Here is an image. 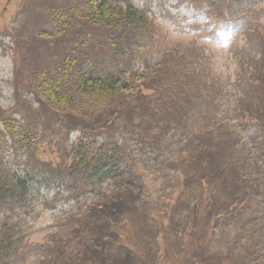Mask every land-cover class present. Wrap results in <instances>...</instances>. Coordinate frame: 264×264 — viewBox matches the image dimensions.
Segmentation results:
<instances>
[{"label":"trees","instance_id":"trees-1","mask_svg":"<svg viewBox=\"0 0 264 264\" xmlns=\"http://www.w3.org/2000/svg\"><path fill=\"white\" fill-rule=\"evenodd\" d=\"M128 2L87 0L82 22L87 28L93 27V32H88L87 36L79 35L75 43L64 50L65 55L61 54L63 50L58 46L66 43L64 38H74L75 24L69 25L64 18L71 9L74 11V7L62 14L53 13L48 27L39 32L34 46L31 47V42L35 38L28 42L33 66L39 69L30 71L34 75L31 77L29 73L30 78L21 88V93H14V104L9 115L0 120V133L11 134L8 141L0 142V149L11 143L16 155L18 150L25 153V159L14 165L10 183L13 191L27 195L25 199L30 202L28 207L31 206L37 214L40 208L46 211L63 204H70L73 208L57 220L58 230L52 235L54 239L44 245V262L41 264H134L132 256L127 253L129 247L126 242L115 240L110 227L116 220L112 217L115 216L113 209H125L124 196L144 189L139 185L143 173L135 166L137 163L143 164L145 173L158 168L167 171L166 168L185 167L186 172L188 167L197 168L200 171V184L203 189L206 187L203 192L211 205L215 201L207 195L211 190L203 183L205 179L209 183L211 178H216L226 184L231 178L232 184L237 185V173L229 156L231 146L216 149L211 141L219 134V125H223L227 118L218 117L221 106L214 102L221 89L215 95L204 93L205 86L199 84L200 75L191 78L194 73H186L179 69L180 66L175 69L165 59L153 65L148 55L149 44L144 42L148 39L144 36L145 31L152 21L144 11L135 9ZM53 6L60 11L59 4ZM96 42L98 46L91 54V44ZM55 49L60 52L57 60L38 64L33 52L45 51L50 54ZM259 52L261 57L258 60L250 57L244 63L249 70L246 80L252 92L245 91L244 100L241 102L238 99L234 109L240 117V126L253 127L256 135L251 136L260 141L259 145H254V155L264 154V46ZM190 66L200 73L205 70L201 62ZM110 99L124 104L102 112L100 117L106 115V120L109 116L112 118L104 122L107 126L103 127V123L97 126L94 133L66 121L71 114L90 112L93 107L100 115L104 110L102 105ZM94 102H98L99 106H90ZM127 102L131 106L125 110ZM55 118L60 121V132L67 128L79 135L68 152L73 159L70 157L63 167L58 166L56 173L52 170L44 173L34 160L35 153L47 150L34 124L40 121L43 127L44 121L52 122ZM116 122H120L116 125L117 133L110 134L109 126ZM109 135L104 146L99 144L97 138L104 139ZM187 136L189 138L185 139ZM225 143V140H218L217 145ZM95 145H101V148L94 154L89 149ZM105 150L107 155L100 156ZM62 154L65 160L66 156ZM3 161L4 156L0 152V166ZM224 169L229 172L225 173ZM107 181L110 183L108 186ZM109 188L111 192L107 193ZM11 189L0 182V204L6 205L7 213L13 215L21 208L20 201L17 202L19 205H10L8 200L3 199L7 193L11 195ZM242 206L241 203L231 204L223 210L226 213L212 211L210 215L213 214L216 220H234L235 215L242 214L244 207L246 210L250 208ZM102 210L103 213H100ZM6 219L10 220L8 217ZM7 224L1 226L3 231L0 228V253L12 247L15 234L19 232ZM148 236L152 235L135 242L143 255L149 248L152 249V257L159 260L169 256L177 259V255L184 254L182 248L173 251L168 247L161 253L155 252L161 246L155 236ZM196 247L187 251L189 256L198 255L199 258V254H204L205 246ZM190 261L197 263L195 257Z\"/></svg>","mask_w":264,"mask_h":264},{"label":"rangeland","instance_id":"rangeland-1","mask_svg":"<svg viewBox=\"0 0 264 264\" xmlns=\"http://www.w3.org/2000/svg\"><path fill=\"white\" fill-rule=\"evenodd\" d=\"M86 1L0 0V120L9 115L14 104V93H21V88L26 86L30 78V71L36 72L39 69L33 66L32 50L28 42L35 38L31 42V47L34 46L37 38L39 39V32L48 27L53 13L61 12L62 14L74 7V11L71 9L64 17L65 21H69V25L72 23L75 25L74 35L72 33L74 38H64L66 43L58 46L61 51L63 50L61 53L63 55L66 54L64 50H68L79 35L87 36L88 32H93V27L87 28L82 22ZM188 1L191 5L177 0H135V3L145 2L143 6H147L154 18V22L152 21L145 31L144 36L148 39L144 42L149 44L148 55L153 65L165 59L166 63L175 69L180 66L179 69H183L184 72L194 73L191 78H197L200 75L199 84L205 86L204 93L215 95L221 89L214 102L221 106L218 117L227 118L217 130L222 132V136L219 132L211 141L216 149L226 145L231 146L229 156L232 157L231 164L237 173V179H235L237 185L232 184L231 178L226 184L216 178H211L209 183L205 179L203 183L211 190L209 194L207 192V195L215 201L211 205L209 198L203 192L206 187L203 189L200 184L198 176L200 171H197V168L188 167L186 172L185 167H171L172 169L165 167L167 171L158 168L153 172L151 170L145 173L143 164L137 163L135 166L143 173L139 185L144 186V189L124 196L125 209L124 207L113 209L115 216L112 217L116 220L110 227L111 236L119 242H126V246L129 247L127 253L132 256L131 260L134 264H193L190 261L193 257L197 261L196 264H264V154H253L254 145H259L260 141L257 137L252 138V133L256 135L253 127L240 126L241 123L238 121L240 117L234 110L237 100L241 99V102L244 100V92H252L246 80L249 77V70L244 63L246 58L250 57L247 55H252L251 58L254 60L261 57L259 51L264 46V10L250 5L251 10L234 14L224 11L222 4L218 6V0ZM55 4H59L60 11L55 9L53 6ZM217 14L232 22L215 26L213 17ZM256 24L259 25L256 27ZM214 31H216L215 34H213ZM244 33H247V37L251 36L247 38L248 43L243 40ZM91 45L93 48L90 53L93 54L98 43ZM233 47H235L234 50ZM33 53L37 56L38 64L57 60L58 53L60 54L56 49L51 50L50 54L45 51ZM233 59L235 61L231 63ZM200 62L205 69L201 70V73L190 66L192 63ZM239 89L241 94L238 92ZM117 101V99H110L101 102L100 105L105 103L102 105L104 110L100 115H97L96 108L93 107L90 112L71 114L66 117V121L74 126L85 127L94 133L97 126L101 123L103 127L107 126L104 122L112 118L109 116L106 120V115L100 117L102 112L116 106H123L124 103H117ZM90 106L99 105L98 102H94ZM130 106L131 104L127 102L124 106L125 110ZM36 110L40 112L38 108ZM91 115L93 117L89 118ZM194 118L197 119L196 114ZM44 122L43 127L40 121L34 125L47 151L35 153L34 161L37 160L36 164L41 167L42 172L52 170L56 173L58 166L63 167L70 157L73 159L68 152L76 144L74 140L77 139L75 136L77 134L67 128L60 132V121L57 119ZM119 123H110V134L117 133L116 125ZM148 131L152 132V130ZM110 136L104 139L97 138V141L104 146ZM9 137L11 138L10 133H0V142L8 141ZM228 137L232 140L229 141ZM187 138L189 137L185 139ZM218 140H225V145H217ZM13 148L11 143H7L0 149L4 156L0 166V182L12 188L11 195L7 193L3 199L8 200L10 205H19L17 202L20 201L21 208L12 215L7 213L8 207L1 203L0 228L3 231L1 226L8 221L7 225L15 232H19L15 234L16 239L12 247L0 253V264H41L44 262L42 261L44 245L48 240L54 239L52 235H55L58 230L56 220L73 208L70 204H63L61 207L57 206L46 211L40 208L37 214L31 206L28 207L30 202L25 199L27 195L22 196L20 192H14L10 184L13 180L14 165L25 159L23 151L18 150L16 155ZM99 148L101 145H95L89 151L95 154ZM258 151L262 153L261 149ZM62 153L66 156L65 160L62 158L64 156ZM104 155H107V150L100 154V156ZM228 172L229 170L225 171V173ZM219 183H223V187ZM109 184L107 181L106 185ZM108 192H111L110 188ZM239 203L250 208H247V211L246 207L242 206V214L235 215L234 220L224 218L216 220L213 214L210 215L212 211L226 213L223 210H226L228 205ZM100 213H103V210ZM257 216L262 217L258 219ZM7 217L10 220H7ZM146 235L155 236L160 244L161 248L155 252L161 253L168 247L173 251L182 248L184 254L177 255V259L169 256L161 257L159 260L157 257H152V249L149 248L143 255L135 242L141 241ZM148 243L151 241L148 240ZM201 245L205 246L203 255L199 254V258L198 255H188L187 251L193 246ZM80 252L84 256L81 249Z\"/></svg>","mask_w":264,"mask_h":264}]
</instances>
